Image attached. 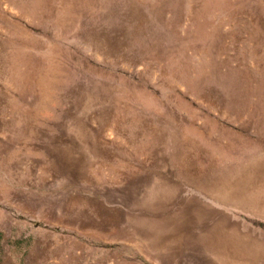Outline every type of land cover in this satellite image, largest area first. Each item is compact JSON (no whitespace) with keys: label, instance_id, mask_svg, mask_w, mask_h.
Masks as SVG:
<instances>
[{"label":"rangeland","instance_id":"374dc122","mask_svg":"<svg viewBox=\"0 0 264 264\" xmlns=\"http://www.w3.org/2000/svg\"><path fill=\"white\" fill-rule=\"evenodd\" d=\"M0 264H264V0H0Z\"/></svg>","mask_w":264,"mask_h":264}]
</instances>
